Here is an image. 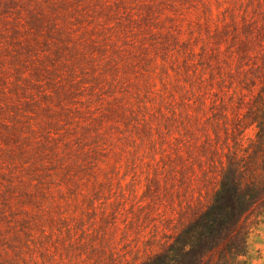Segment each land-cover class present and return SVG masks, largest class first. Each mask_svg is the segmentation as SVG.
I'll return each mask as SVG.
<instances>
[{
	"label": "rangeland",
	"instance_id": "374dc122",
	"mask_svg": "<svg viewBox=\"0 0 264 264\" xmlns=\"http://www.w3.org/2000/svg\"><path fill=\"white\" fill-rule=\"evenodd\" d=\"M51 2L63 30L0 35V264H134L206 190L176 154L245 101L264 0ZM9 42L42 44L14 62ZM254 220L245 258L264 264Z\"/></svg>",
	"mask_w": 264,
	"mask_h": 264
},
{
	"label": "trees",
	"instance_id": "16d2710c",
	"mask_svg": "<svg viewBox=\"0 0 264 264\" xmlns=\"http://www.w3.org/2000/svg\"><path fill=\"white\" fill-rule=\"evenodd\" d=\"M51 1L0 0V35L11 33L17 39L21 24L36 34L35 40L45 30L49 35L63 30L71 14L65 10L59 22ZM60 2L65 8L66 0ZM41 44L9 42L7 49L15 52L14 62H20ZM255 58L245 78V101L232 116L225 111L207 115L197 143L186 141L187 152L176 154L181 184L191 179L188 172H195L196 165L206 190L201 189L197 202L180 208L175 222L163 219L155 224V250L134 264H247L254 219L264 215V47ZM92 264L117 263L111 255L108 261L97 258Z\"/></svg>",
	"mask_w": 264,
	"mask_h": 264
}]
</instances>
